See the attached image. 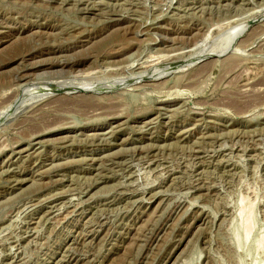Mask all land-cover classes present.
I'll use <instances>...</instances> for the list:
<instances>
[{
	"label": "rangeland",
	"instance_id": "1",
	"mask_svg": "<svg viewBox=\"0 0 264 264\" xmlns=\"http://www.w3.org/2000/svg\"><path fill=\"white\" fill-rule=\"evenodd\" d=\"M0 117V264H264V0H0Z\"/></svg>",
	"mask_w": 264,
	"mask_h": 264
},
{
	"label": "bare ground",
	"instance_id": "2",
	"mask_svg": "<svg viewBox=\"0 0 264 264\" xmlns=\"http://www.w3.org/2000/svg\"><path fill=\"white\" fill-rule=\"evenodd\" d=\"M167 69H168V68H167ZM165 70H166V69H165ZM112 84H113V83H112ZM91 86H92V85H91ZM104 88H105V87H104ZM52 89H53V88H52ZM75 89H76V88H75ZM75 89H74V88L66 89V95L69 94L68 92H70V93H71L72 91H73L72 93H74V91H75V92H78V91H76L77 89H76V90H75ZM41 90H44V89H41ZM47 90H48V89H47ZM68 90H69V91H68ZM70 90H71V91H70ZM78 90H79V89H78ZM94 90H95V89H94ZM48 91L50 92V90H48ZM51 91H52V90H51ZM35 92H36V91H35ZM39 92H40V91H39ZM42 92H43V91H42ZM57 92H58V91H57ZM59 92H61V91H59ZM81 92H82V91H81ZM46 93H47V92H46ZM41 94H42V93H41ZM63 94H64V93H63ZM26 95H27V94H26ZM26 95H25V97H26ZM48 95H49V94H48ZM64 95H65V94H64ZM45 96H47V95H45ZM63 97H64V96H63ZM38 98H39V97H38ZM23 100H24V99H23ZM11 101H12V100H11ZM15 101H16V100H15ZM17 101H18V99H17ZM15 103H16V102H15ZM23 103H24V102H23ZM21 104H22V103H21ZM6 106H7V105H6ZM9 106H10V105H9ZM17 106H18V105H17ZM11 107H12V106H11ZM19 107H21V105H20ZM12 108H14V107H12ZM12 108H10V109H8V110H12ZM17 108H18V107H17ZM14 110H15V109H14ZM17 110H18V109H17ZM3 111H4V110H3ZM7 112H8V111H7ZM10 112H11V111H10ZM13 113H14V112H13ZM1 115H2V114H1ZM4 115H5V114H4ZM2 116H3V115H2ZM2 116H1V117H2ZM1 117H0V118H1ZM49 123H50V122H49ZM37 137H40V135L36 136L35 139H37Z\"/></svg>",
	"mask_w": 264,
	"mask_h": 264
}]
</instances>
